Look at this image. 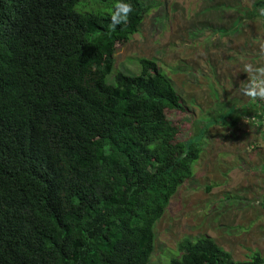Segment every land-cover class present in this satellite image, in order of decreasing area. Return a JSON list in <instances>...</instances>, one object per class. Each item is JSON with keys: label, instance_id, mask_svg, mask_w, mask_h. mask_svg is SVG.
Returning a JSON list of instances; mask_svg holds the SVG:
<instances>
[{"label": "trees", "instance_id": "trees-1", "mask_svg": "<svg viewBox=\"0 0 264 264\" xmlns=\"http://www.w3.org/2000/svg\"><path fill=\"white\" fill-rule=\"evenodd\" d=\"M117 2L0 0V264H150L157 223L194 177L212 125L178 141L168 115L185 108L158 64L142 59L140 75L107 81L116 45L150 12L124 0L133 12L112 29ZM249 106L262 121L264 108ZM178 250L170 264H264L207 237Z\"/></svg>", "mask_w": 264, "mask_h": 264}, {"label": "rangeland", "instance_id": "rangeland-1", "mask_svg": "<svg viewBox=\"0 0 264 264\" xmlns=\"http://www.w3.org/2000/svg\"><path fill=\"white\" fill-rule=\"evenodd\" d=\"M141 1L150 12L130 42L116 45L108 83L114 84L119 72L140 75L142 59L154 62L185 108L168 115L180 128L178 141L195 139L212 125L199 145L194 177L180 187L156 225L150 264H170L183 241L204 237L235 261L255 254L264 258V118H251L255 110L249 106L258 102L264 108V100L253 101L241 91L248 80L244 65H264V17L255 10L264 0ZM231 110L228 125L219 123Z\"/></svg>", "mask_w": 264, "mask_h": 264}, {"label": "clouds", "instance_id": "clouds-1", "mask_svg": "<svg viewBox=\"0 0 264 264\" xmlns=\"http://www.w3.org/2000/svg\"><path fill=\"white\" fill-rule=\"evenodd\" d=\"M132 12L133 6L131 3L118 0L114 5V11L110 15L111 28L115 29L118 26L125 25ZM259 15L264 16V8L259 10ZM262 53H264V49H262ZM243 72L248 74L247 82L241 85L243 95L253 101L257 99L264 100V65L246 63Z\"/></svg>", "mask_w": 264, "mask_h": 264}, {"label": "built area", "instance_id": "built-area-1", "mask_svg": "<svg viewBox=\"0 0 264 264\" xmlns=\"http://www.w3.org/2000/svg\"><path fill=\"white\" fill-rule=\"evenodd\" d=\"M263 124V123H262ZM264 125V124H263ZM264 127V126H263ZM264 129V128H263Z\"/></svg>", "mask_w": 264, "mask_h": 264}]
</instances>
